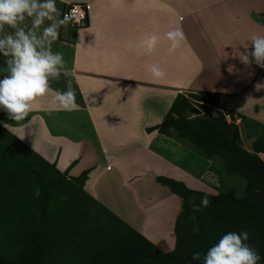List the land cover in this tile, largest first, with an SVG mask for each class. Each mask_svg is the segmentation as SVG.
<instances>
[{"label":"crops","instance_id":"crops-1","mask_svg":"<svg viewBox=\"0 0 264 264\" xmlns=\"http://www.w3.org/2000/svg\"><path fill=\"white\" fill-rule=\"evenodd\" d=\"M80 3L88 6L86 25L75 29L66 22L52 45L70 74L49 81L51 91L34 99L24 121L0 110V126L59 172L68 169L75 177L88 169V194L150 242L171 248L180 200L155 178L209 194H216L219 185L212 182L220 178L214 160L146 129L162 121L176 94L213 92L243 117L234 115V124L242 147L252 152L264 129V67L251 57L244 65L237 54L252 33L264 34V0H56L61 14ZM176 28L184 39L170 51L165 33ZM151 35L157 42L145 54L138 46ZM4 60L0 56V75ZM152 65L162 78L152 76ZM69 79L77 106L53 107L55 90H64ZM257 155L264 162V152ZM111 179L118 190L108 186ZM106 191L118 192L119 206L103 200Z\"/></svg>","mask_w":264,"mask_h":264},{"label":"trees","instance_id":"trees-1","mask_svg":"<svg viewBox=\"0 0 264 264\" xmlns=\"http://www.w3.org/2000/svg\"><path fill=\"white\" fill-rule=\"evenodd\" d=\"M219 99L213 92L178 93L162 121L146 129L187 144L205 159L218 158L223 172L242 184L209 194L156 177L180 200L171 248L150 242L88 194V169L75 177L68 169L59 172L0 126V264H202L224 233L242 230L264 264V162L257 155L264 152V129L252 152L246 151L234 124V115L243 117L220 109ZM203 196L209 205L193 213L189 201L199 204ZM193 252L200 261H191Z\"/></svg>","mask_w":264,"mask_h":264},{"label":"clouds","instance_id":"clouds-1","mask_svg":"<svg viewBox=\"0 0 264 264\" xmlns=\"http://www.w3.org/2000/svg\"><path fill=\"white\" fill-rule=\"evenodd\" d=\"M230 20L235 21L236 17L231 16ZM45 21L50 23L41 27ZM66 21L67 16L61 14L56 0H0V56L5 58L3 68L6 72L0 75V110L8 119L24 121L34 99L51 91L49 81L59 79L62 72L70 74L62 54L52 50L53 42L58 39L60 28ZM165 36L170 42V51L184 39L179 28L166 32ZM156 42L157 36L151 35L140 42L138 50L150 53ZM244 47L245 51L237 54L239 61L248 65L251 57L252 63L264 67V34L252 33ZM149 70L156 79L164 76L157 65H152ZM75 100L76 93L69 79L64 90H55L52 103L53 107L70 110L77 106ZM8 126L4 124V127ZM189 203L196 213L206 208L210 201L203 196L199 204ZM198 231L199 225L194 224L193 232ZM247 240L248 233L243 230L224 233L203 254L202 264H258L260 256L246 243ZM200 260L199 252L191 254V261Z\"/></svg>","mask_w":264,"mask_h":264},{"label":"rangeland","instance_id":"rangeland-1","mask_svg":"<svg viewBox=\"0 0 264 264\" xmlns=\"http://www.w3.org/2000/svg\"><path fill=\"white\" fill-rule=\"evenodd\" d=\"M251 16V18H252V20H254V21H259V20H261L260 18H258V17H256V15H254L253 16V14L252 15H250ZM260 16H263L264 17V14H262V15H260ZM264 19V18H263ZM261 20V22H263L264 23V20ZM219 107H220V109L222 108V107H225L224 105H220V100H219ZM226 108V107H225ZM211 115L212 116H214V111L211 113ZM225 117H228V116H225ZM226 121H227V119H226ZM184 143L186 144L187 143V141L186 140H184ZM187 145V144H186ZM187 147H188V145H187ZM190 149V151H192L195 155L197 154V153H195L191 148H189ZM197 155H199V154H197ZM200 157H201V155H199ZM214 162H215V166H213V169L214 170H216L217 169V173H218V175H217V178H220V181H217V180H213V186H215L216 184H218L219 185V188H218V190L219 191H226V190H228V188L230 187V188H233V189H235V190H239L241 187H242V184H241V182L237 179V178H235V177H232V176H227L224 172H223V169H222V166H221V163H220V160L218 159V158H215V160H214ZM114 168H116L115 166H113ZM114 173V172H113ZM116 181H112V179H111V181H109L108 182V186H110V184H111V186H113V189L114 190H118L117 189V185H116ZM106 183H105V181L104 182H101L100 183V186L101 185H105ZM100 186H99V188H100ZM119 190H122V189H119ZM118 193V192H117ZM117 193H115V194H113V193H111L110 191H106V194H105V196H102V197H104V198H106V199H103L104 201H106V202H108V203H110V202H113L116 206H119L118 205V199H117ZM121 193H123V190H122V192ZM125 198H126V196H125ZM161 200H163L164 198H160ZM155 201H158V200H155ZM105 202V203H106ZM158 202H160V201H158ZM169 242H170V240H169Z\"/></svg>","mask_w":264,"mask_h":264},{"label":"built area","instance_id":"built-area-1","mask_svg":"<svg viewBox=\"0 0 264 264\" xmlns=\"http://www.w3.org/2000/svg\"><path fill=\"white\" fill-rule=\"evenodd\" d=\"M62 15L67 16V23L75 28L80 29L86 25L88 6L87 4H69L62 11Z\"/></svg>","mask_w":264,"mask_h":264}]
</instances>
